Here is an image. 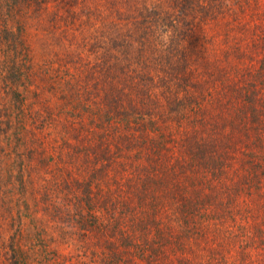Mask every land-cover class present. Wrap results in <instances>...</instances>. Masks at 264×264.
Masks as SVG:
<instances>
[{
  "label": "rangeland",
  "instance_id": "374dc122",
  "mask_svg": "<svg viewBox=\"0 0 264 264\" xmlns=\"http://www.w3.org/2000/svg\"><path fill=\"white\" fill-rule=\"evenodd\" d=\"M0 264H264V0H0Z\"/></svg>",
  "mask_w": 264,
  "mask_h": 264
}]
</instances>
